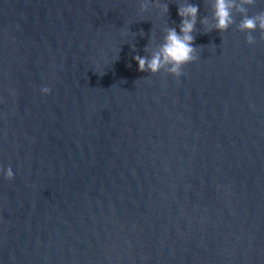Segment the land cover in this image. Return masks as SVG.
<instances>
[{
  "label": "water",
  "instance_id": "obj_1",
  "mask_svg": "<svg viewBox=\"0 0 264 264\" xmlns=\"http://www.w3.org/2000/svg\"><path fill=\"white\" fill-rule=\"evenodd\" d=\"M179 2L0 0V264H264V0L139 72Z\"/></svg>",
  "mask_w": 264,
  "mask_h": 264
},
{
  "label": "clouds",
  "instance_id": "obj_2",
  "mask_svg": "<svg viewBox=\"0 0 264 264\" xmlns=\"http://www.w3.org/2000/svg\"><path fill=\"white\" fill-rule=\"evenodd\" d=\"M253 2L254 0H241L238 10L244 12V4ZM209 4L212 12L211 22L207 17L199 20L203 30L215 29L221 33L227 32L234 23L232 10L237 8L236 0H209ZM153 5L160 8L161 15L167 14L168 4L161 5L159 0H140V13L147 12ZM199 12L198 4L180 0L177 6V15L180 18L179 31H177V27H166L162 42L158 46L152 49L146 45L147 55H134L133 60L138 66L137 70L141 73H150L152 76L163 72L179 78L182 75V69L198 59L197 47L194 42ZM237 29L246 34L247 44L253 45L255 43L253 33L256 31L264 33V13L257 16H245L238 24ZM40 92L47 96L51 89L43 87ZM0 174L9 181L14 179V172L10 166L6 169L0 167Z\"/></svg>",
  "mask_w": 264,
  "mask_h": 264
}]
</instances>
